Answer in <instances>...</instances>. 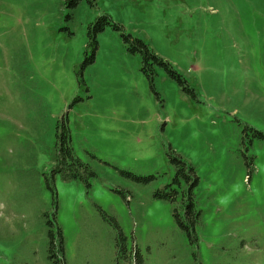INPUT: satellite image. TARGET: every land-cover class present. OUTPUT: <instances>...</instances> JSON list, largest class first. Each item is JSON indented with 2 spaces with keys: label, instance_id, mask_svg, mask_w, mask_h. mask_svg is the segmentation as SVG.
<instances>
[{
  "label": "rangeland",
  "instance_id": "obj_1",
  "mask_svg": "<svg viewBox=\"0 0 264 264\" xmlns=\"http://www.w3.org/2000/svg\"><path fill=\"white\" fill-rule=\"evenodd\" d=\"M51 239L65 264H264V0H0V264Z\"/></svg>",
  "mask_w": 264,
  "mask_h": 264
},
{
  "label": "trees",
  "instance_id": "obj_2",
  "mask_svg": "<svg viewBox=\"0 0 264 264\" xmlns=\"http://www.w3.org/2000/svg\"><path fill=\"white\" fill-rule=\"evenodd\" d=\"M83 0H69L71 5H77ZM106 19V18H103ZM96 42V40H94ZM137 47L140 48L144 52V64L143 70L145 72H150L152 74V65L153 63H149V60H154V62L160 63L163 66H166L169 68V63H166L161 59L159 56H157L152 49H150L147 44L144 43L142 40L137 41ZM135 47V48H137ZM60 141V146H58V153H57V172L62 173L63 176H70V177H76L81 175V169H84L85 164L79 159L77 156L74 155L73 149L70 145V137L68 131L63 127V131L60 135L59 138ZM178 161V160H176ZM181 161V160H180ZM182 167L178 169V176L182 175V177L186 178L187 180V186H188V191H183V202L187 205L186 208V214L188 216V220L185 222V225L180 222V224L186 229L188 233L193 231L195 234V239L198 238L197 232H196V224L199 222L200 219V212L196 210L194 199L192 196V188L189 186V182H196L197 177L192 175H187L184 171V167L186 168V164L181 161ZM194 176V177H193ZM178 179V178H176ZM177 181V180H176ZM179 182V181H178ZM175 194H177V188H172L171 189ZM172 196V195H170ZM169 197V196H168ZM178 216V215H177ZM51 233V232H50ZM52 235V234H51ZM53 239L50 241V246H49V257L47 259L48 264H65V259L63 257V247H62V240L60 242V245L58 244V248L55 245V256H53ZM58 251L59 256H57L56 252Z\"/></svg>",
  "mask_w": 264,
  "mask_h": 264
}]
</instances>
